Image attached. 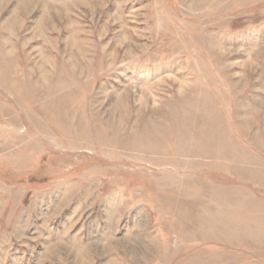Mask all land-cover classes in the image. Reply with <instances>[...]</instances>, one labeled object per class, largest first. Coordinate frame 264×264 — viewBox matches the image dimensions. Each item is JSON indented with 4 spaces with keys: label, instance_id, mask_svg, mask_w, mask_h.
<instances>
[{
    "label": "rangeland",
    "instance_id": "374dc122",
    "mask_svg": "<svg viewBox=\"0 0 264 264\" xmlns=\"http://www.w3.org/2000/svg\"><path fill=\"white\" fill-rule=\"evenodd\" d=\"M0 264H264V0H0Z\"/></svg>",
    "mask_w": 264,
    "mask_h": 264
}]
</instances>
